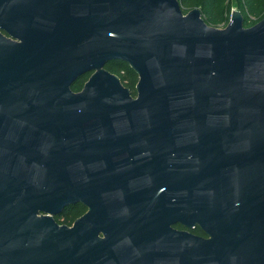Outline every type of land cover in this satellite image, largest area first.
I'll return each mask as SVG.
<instances>
[{"label":"water","instance_id":"95a60500","mask_svg":"<svg viewBox=\"0 0 264 264\" xmlns=\"http://www.w3.org/2000/svg\"><path fill=\"white\" fill-rule=\"evenodd\" d=\"M244 20L0 0V264H264V18Z\"/></svg>","mask_w":264,"mask_h":264},{"label":"trees","instance_id":"16d2710c","mask_svg":"<svg viewBox=\"0 0 264 264\" xmlns=\"http://www.w3.org/2000/svg\"><path fill=\"white\" fill-rule=\"evenodd\" d=\"M239 9L245 16L244 25L251 26L264 18V1L263 0H236ZM181 6L184 12H188L194 7H199L201 9L202 15L207 23L213 26L220 27L226 26L230 21L231 17V0H180ZM113 65V64H112ZM112 65H107L106 68L112 72L118 74L122 79L123 83L131 89L132 93H135V84L138 78L136 71L130 67V65L124 61H120ZM118 65V67H116ZM115 66V67H114ZM116 69V70H115ZM87 76H82L78 78L72 85L74 90H79L84 85V81ZM70 206L65 209V211L57 216L58 218H63L62 224H70L79 215L78 212L82 210L75 209L74 211L69 210ZM81 209L83 207L81 206ZM66 212V213H65ZM72 212V213H70ZM78 213V214H77ZM59 222V221H58ZM60 223V222H59ZM192 232L200 234L201 229L196 227L192 229Z\"/></svg>","mask_w":264,"mask_h":264},{"label":"flooded vegetation","instance_id":"af4514ba","mask_svg":"<svg viewBox=\"0 0 264 264\" xmlns=\"http://www.w3.org/2000/svg\"><path fill=\"white\" fill-rule=\"evenodd\" d=\"M0 32L4 35V36H6V37H8V34H7V32H5V31H3V30H1L0 29ZM118 63V62H117ZM116 65V63H110V65ZM107 65H109V64H107ZM107 65H106V67H107ZM112 65V66H113ZM115 67V66H114ZM116 67H118V65L116 66ZM109 68V67H108ZM116 70V69H115ZM92 74V72H88V73H86V74H84L83 76H87V79L84 81V83L88 80V78L90 77V75ZM82 77V76H81ZM81 77H79V78H81ZM137 82H138V78H137V81H136V84H137ZM136 84H135V90H136ZM83 87V86H82ZM82 89V88H81ZM81 89H79V90H81ZM79 90H75V91H79ZM131 90V89H130ZM132 92V91H131ZM132 95H134V96H137V91L135 92V93H132ZM81 206L83 207V209H81ZM67 208V207H66ZM65 208V209H66ZM65 209L63 210V212L65 211ZM75 209H77V210H82L81 212H78L79 213V215H76V217L74 218V220L72 221V223H70V224H68V225H72L73 223H74V221L77 219V218H79L80 216H82L83 214H85L86 212H88L89 211V207H87V206H85V205H83L82 203H78V204H76V205H71L70 206V208H69V210H72V211H74ZM62 212V213H63ZM66 213V212H65ZM70 213H72V212H70ZM77 213V214H78ZM59 215V214H58ZM174 227L175 228H177V229H179V230H189V231H192V229H190V228H188V227H185L184 225H182L181 223H176V224H174ZM197 227H199L200 229H201V232L202 233H200L199 235H201V236H203V237H208V235L205 233V231L200 227V226H197ZM196 228V227H195ZM194 229V228H193Z\"/></svg>","mask_w":264,"mask_h":264},{"label":"rangeland","instance_id":"374dc122","mask_svg":"<svg viewBox=\"0 0 264 264\" xmlns=\"http://www.w3.org/2000/svg\"><path fill=\"white\" fill-rule=\"evenodd\" d=\"M233 10H239V11H241L239 9V7H238V4H237V1L236 0H231V13H232ZM220 27H223V26L221 25ZM58 221L61 223L63 221V218H58Z\"/></svg>","mask_w":264,"mask_h":264}]
</instances>
